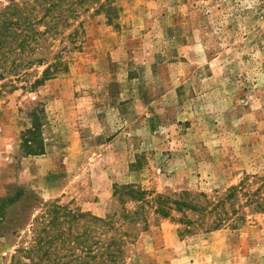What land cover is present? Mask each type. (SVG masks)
<instances>
[{"label":"rangeland","instance_id":"374dc122","mask_svg":"<svg viewBox=\"0 0 264 264\" xmlns=\"http://www.w3.org/2000/svg\"><path fill=\"white\" fill-rule=\"evenodd\" d=\"M90 6L0 60V264H103L79 215L114 264H264V209L207 203L264 177V0Z\"/></svg>","mask_w":264,"mask_h":264},{"label":"trees","instance_id":"16d2710c","mask_svg":"<svg viewBox=\"0 0 264 264\" xmlns=\"http://www.w3.org/2000/svg\"><path fill=\"white\" fill-rule=\"evenodd\" d=\"M98 0H26L22 4L11 0L10 4L0 11V60L5 59L6 55L16 54L25 57L27 52L42 51L43 44H38V41L46 34H57L60 26L67 25L69 19L74 15L77 19L80 11L89 12L90 5H94ZM44 12L39 20V24L44 21L48 24V32L37 33L34 31L36 23H34V13ZM83 12V11H82ZM37 23V24H38ZM7 39H10L9 43ZM38 44L36 48L32 47V43ZM41 62V61H38ZM57 66V65H55ZM49 71H46L48 73ZM253 185H259L256 191H250ZM247 197L246 204L253 205L257 209H264V177L252 176L246 177L243 182L237 187L231 188L224 196L220 197L212 204V211L217 212L218 218L214 228H218L225 221L223 215L227 204L233 206L234 201L239 195ZM183 200L190 199L188 194L184 195ZM158 201L164 204V197L159 196ZM184 203H176L181 207H188L186 201ZM222 212H219V211ZM224 211V214H223ZM75 219H87L92 225V230L89 232V237L92 240L94 250L90 249L89 255L92 259H101L103 264H114L118 259L119 249L118 241L114 235L107 236L106 234L112 230L110 221L100 220L88 215H79ZM101 236V238L99 237ZM99 237V238H98ZM104 237V240H103ZM77 240L84 239V236L76 238Z\"/></svg>","mask_w":264,"mask_h":264}]
</instances>
